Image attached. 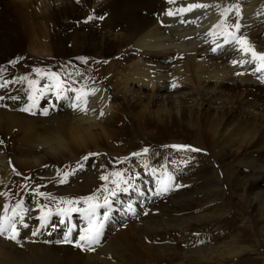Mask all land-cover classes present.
Here are the masks:
<instances>
[{"label":"bare ground","instance_id":"6f19581e","mask_svg":"<svg viewBox=\"0 0 264 264\" xmlns=\"http://www.w3.org/2000/svg\"><path fill=\"white\" fill-rule=\"evenodd\" d=\"M40 3L39 53L35 49L29 51L40 57L82 55L95 70L89 87L99 89L91 99L96 111L80 114L69 108L65 115H56L54 111L49 113L50 118L39 121V103L45 95L39 100V94H32L28 87L0 88V96L6 97L0 104L7 105L0 106V138L8 146L0 150V193H3L0 217L13 210L20 213L17 204L11 205L6 195L15 178L14 165L20 170H39L43 176L51 177L57 172L55 165L81 161L88 153L108 151L109 156H122L125 152L129 155L132 151L127 146L114 153L119 140L125 137L123 127H118L123 118L130 120L132 128H138V135L144 126L151 124L154 131L171 129L183 141L189 140L192 146L206 152L207 156H200L203 162L200 171L216 173L218 179L213 190L207 188L208 183L199 195L215 194L218 200L222 179L227 178L232 196H236L240 204L256 206L257 210L264 207V61L257 56L254 62H248L251 53L246 55L238 50L243 47L264 53V0H40ZM233 3L239 5V20L235 14H230ZM191 4L207 7L190 9L187 6ZM78 14L84 20L92 16L100 21L93 20L83 26L80 20L76 28V22L73 25L71 19H77ZM233 21L241 24L239 32L229 30ZM50 24L54 27L53 34L48 29ZM86 27L90 28L87 32ZM68 30L73 31L72 35L67 36ZM31 36L19 37V46L23 48L28 42L34 48L38 39ZM233 36L245 43L241 46L232 42ZM252 38H257V42ZM66 39L72 43L73 51H67ZM9 45L5 43L3 48L11 56L14 52ZM234 60L243 63L233 64ZM174 83L178 86L173 87ZM33 96L32 110H20L32 104L30 97ZM7 97L19 99L14 101ZM54 100L56 97L52 100L56 103ZM46 104V107L51 105ZM100 111L104 112L103 117H98ZM223 157L236 161L227 164ZM88 161L95 169L89 170V178L82 182L86 193L95 183L89 179H98L102 174L101 159L90 161L89 158ZM234 165L237 171L232 169ZM240 172L246 176L241 177ZM166 175L167 164L161 162L155 170L151 189ZM45 184L53 185V182ZM135 185L140 187L141 182L138 180ZM242 191L243 194L238 195ZM26 198L22 197V202L28 203L29 198ZM229 200L223 198L222 202ZM192 203L191 196L185 197L178 208ZM171 204L177 205L176 202ZM22 207L26 210L23 214L27 215L24 218L26 231L22 232L24 226L18 227V244L0 238V264H17L16 255L8 247L17 246L24 252L32 248L38 224H33L31 219L37 216L33 215L37 206ZM155 211L164 213L163 209L149 207L140 214L152 215ZM200 218L181 215L172 227L182 231L183 225L199 223ZM87 226L89 222L74 227L75 241ZM91 226L94 228V220ZM94 247L90 255L100 263H105L107 255L119 248L112 249L103 240ZM248 251L244 247L224 246L219 249V255L223 258L221 253L226 252L225 257L233 259ZM213 257L214 254L209 253L199 258L207 262ZM225 259L228 260L220 261L225 262Z\"/></svg>","mask_w":264,"mask_h":264},{"label":"rangeland","instance_id":"374dc122","mask_svg":"<svg viewBox=\"0 0 264 264\" xmlns=\"http://www.w3.org/2000/svg\"><path fill=\"white\" fill-rule=\"evenodd\" d=\"M39 2L40 0H0V38L2 37L0 39V81L7 82L5 87L8 89L14 88V86L31 88L29 91L32 94H39V100L45 95L42 102L39 103V121H41L51 116L43 115L42 117L40 114L41 109L48 108L46 102L53 104L52 100L55 95L49 89L55 91L68 84V89L81 90L80 95H82L84 87H89L94 78L93 72L95 70L90 67L82 55L71 58L40 57L39 54H33L29 51L35 49L39 53V8L42 7ZM81 17L78 14L77 19H71L73 25L76 22L74 25L76 28L77 24L80 25V23L84 26L93 20L95 22L100 21L98 18L97 20L92 18V16V19L88 20L81 19ZM87 28L90 30L89 27H86V32L89 31ZM48 29L49 32L54 33L53 24H50ZM68 31L67 36L72 35L73 31ZM26 34H31V38L38 39V44L34 45V48L28 42L23 48L19 46V39L24 38ZM252 40L257 42V38H252ZM68 41L66 39L64 44L67 51H71L73 46ZM5 43L10 44L9 46L14 52L13 55H7V51L3 48ZM37 69L40 71L37 72ZM53 73H56L59 80L56 75L51 77ZM25 77L27 79H21ZM30 81L35 83L30 85ZM39 83L43 84L41 93H39ZM55 83H57L56 86H54ZM54 101L60 106L56 115L68 113L69 107L65 106L62 101ZM2 122L4 123V120ZM121 122L122 125L118 127H123L121 130L125 132V137L119 140L116 148H114V153L117 154L118 150L120 151L126 146L132 152L129 155H126V152L123 153L125 155L123 158H121L123 155L112 154L109 156L108 151L90 157V161L101 159L100 166L102 168L100 171L102 174L98 179H89L95 183L88 193L83 191L85 189L82 182H85L86 177L89 178V170L94 171L95 169L88 160L84 161L85 164H83L82 169L77 162L55 165L54 168L57 172L51 177L43 176L39 170H20L14 165L15 178L11 182L12 184L10 183L11 187L7 188V199L11 205H16L22 201V197H27L26 199H29L25 205L38 207L33 213V215H37L33 220V224H38L36 231L39 233L42 217L47 216L48 210L61 213V216L54 215V220L47 221L43 233H39L40 237L33 240L32 248L29 250L24 252L17 246H5L16 255L17 264H264V207L257 210L256 206L240 204L239 199L234 195L232 196V188H230L231 185H229L227 178L222 179V186L219 184L221 186L219 188V201L215 194L209 197L199 195L198 192L204 191L208 183L207 188L213 190L214 184L217 185L216 179H218L216 173L202 174L200 171L203 164L200 156H207L205 151L200 149L201 151L191 152L165 147L171 145L192 146L191 141H183L169 128L167 132H156L151 124H147L138 135V128H132L130 120L123 118ZM135 130H137L136 135L134 134ZM2 131L4 134L5 129L3 128ZM0 140L2 139L0 138ZM2 148H8L4 141L0 144V150ZM144 148H148L149 151L144 153ZM133 153H140V155L133 156ZM223 160L227 164L236 161V159L231 160L224 157ZM161 162L167 164V175L160 183L156 184V188L151 189L155 180V170ZM90 165L92 166L91 169H89ZM214 167L217 169L218 165L215 164ZM232 169L237 171L235 165L232 166ZM117 173L121 175H116ZM240 173L241 177L246 176V173ZM142 175L147 178L144 185L135 186L137 190H140L146 188L149 182V188H146V191L149 192H145V194L138 192V197L132 199L133 196H131L127 199V204L125 201L117 200L116 202L113 199L116 192L126 191L132 184H135L138 181L137 176L143 183ZM102 176H107L108 179H101ZM50 182H53V185L45 184ZM164 185L167 186L168 191L161 194ZM160 187L158 192H151V190H157ZM243 192L238 195L243 194ZM189 196H191L193 203L187 207L178 208L179 202ZM223 198H230V200L228 203H224L222 202ZM106 199L107 207L105 206ZM136 200L144 201L145 205L138 201L134 204L133 202ZM150 200H153L151 204L148 203ZM172 202H176L177 205H172ZM92 205H96L97 209V214L93 219L96 222L93 229L102 224L100 240H103L112 249L119 246L116 252L113 251L107 255L105 263H100L91 257L93 250H84L76 246L77 241L74 240L75 226L73 225L70 226L72 243H67L62 239L60 244L64 242V245L61 247L54 243L51 237V227L55 226L53 234L60 233L59 238H62L64 233H67L66 224L73 222L71 219L76 220L77 216L82 217L89 212ZM121 205L124 206V209L118 210ZM136 206L143 210L137 209ZM149 207L154 210L156 208L163 209L164 213L155 211L152 215L140 214L141 211L145 212ZM125 210L133 213L127 212L126 219L120 218V215L125 216ZM138 211V215L134 213H138ZM105 212H108V219L106 220L102 219ZM181 215H194L201 218L199 223L183 225L184 229L180 231L173 228L172 224L174 225L175 219ZM219 216H221L220 219H218ZM48 240L52 241L50 247L44 246ZM7 243L11 244V242ZM224 246H234L236 249L244 247L249 251L233 259L232 257H225L226 252L221 253L223 258H228L222 262L220 259L223 258L219 255V249ZM191 252L195 254L193 253L190 257ZM209 253L214 254L212 260L200 261L201 258L199 257Z\"/></svg>","mask_w":264,"mask_h":264},{"label":"snow or ice","instance_id":"6c2138e0","mask_svg":"<svg viewBox=\"0 0 264 264\" xmlns=\"http://www.w3.org/2000/svg\"><path fill=\"white\" fill-rule=\"evenodd\" d=\"M170 2H171V0H170ZM187 7L190 9H194V8H203V7H207V6L203 5V4H191V5H188ZM230 8H231L230 14H235L236 19L239 20L240 19L239 5L233 3L230 6ZM167 14L173 15L172 12H168ZM89 19H92V18L89 17ZM225 22H227V17L225 18ZM240 28H241V24L233 21L230 25L229 30L231 31L232 29H236L237 32H239ZM232 42L239 44L241 46L245 43V41L237 39L236 36H233ZM212 50L216 51V49H212ZM238 50L245 52L246 55L249 52L251 53V58L248 62H254V60L257 56H259L260 60L264 61V53H256L254 49H251V48L245 49L243 47L239 48ZM240 63H243V62L236 61V60L233 61V64H240ZM259 70H261V69H258V71ZM39 71L40 70L37 69V72H39ZM237 74L239 75L240 73H237ZM53 75L55 76L56 74H53ZM21 79H27V78L25 77V78H21ZM6 83L7 82L0 81V88L5 87ZM29 83L31 85V84H34L35 82L30 81ZM172 86L177 87L178 85H176L174 83ZM49 91H51L52 94L55 95L57 101H62L65 104V106L71 108L74 112H78L80 114H87L89 111H92V112L96 111L95 107L92 106V104H91V99L96 96L99 89L85 86L84 89L82 90L84 94L80 95L81 90H78L76 88L68 89V86L65 84L63 88H60V89L55 90V91H53L52 89H49ZM5 99H6V97L0 96V101H3ZM7 99H11V100L15 101V100H18L19 97H7ZM30 99L32 100V104L25 106L24 108H22L20 110L25 111V112H30L32 110V108L35 106V97L34 96L30 97ZM0 106L7 107V105H5V104H0ZM57 110H59V105L57 103H53L50 105V107L41 109L40 114L47 116V115H49L50 112H54ZM33 114H35V113H33ZM103 116H104V112L100 111L98 113V117H103ZM2 143H3V141L0 140V144H2ZM165 147H171V148H174L177 150H187V151H191V152L201 151L200 149H197V148L190 146V145H171V146H165ZM148 151H149L148 148L143 149L144 153H147ZM97 155H99V153H88L82 157L81 161H77V163L80 164L81 169H82L84 161H87V160H89L90 157L97 156ZM132 155L136 156V155H140V153H133ZM116 175H121V174L117 173ZM101 179L107 180L108 177L102 176ZM125 182H127V181H125ZM166 191H168L167 186L166 185L162 186L161 194H163V192H166ZM0 195H3V193H0ZM41 195H44V194L41 193ZM105 206L106 207L108 206L107 199L105 200ZM20 208H22V204L18 202L16 205V209H20ZM5 211H8V209H5ZM93 218H95V212H92L90 214L89 228L86 230L87 234L84 236H81L79 238V240L76 242V246L80 247L84 250H93L94 251L95 250L94 246L98 245L100 243V235H101L100 230L102 229V224L98 225L96 229H93L91 226ZM3 219H4L3 217H0V236L7 235L8 239H11V240L19 243L18 226L23 225L24 227H27V225L24 223L23 215L18 213L15 210H13L12 216L8 218L7 226H5V224L3 223ZM42 219H45V226H47L46 218H42ZM102 219H105V220L108 219V212L104 213ZM62 223H63V221H62ZM69 231H71V230H69ZM33 234L35 235L36 233H33ZM81 241H82V243H81ZM65 242L72 243L71 240H67V239Z\"/></svg>","mask_w":264,"mask_h":264}]
</instances>
